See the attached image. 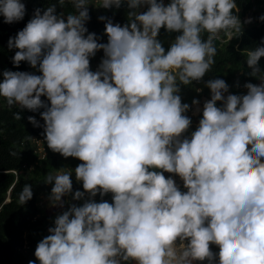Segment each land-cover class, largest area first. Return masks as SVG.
I'll list each match as a JSON object with an SVG mask.
<instances>
[{
	"label": "clouds",
	"instance_id": "obj_1",
	"mask_svg": "<svg viewBox=\"0 0 264 264\" xmlns=\"http://www.w3.org/2000/svg\"><path fill=\"white\" fill-rule=\"evenodd\" d=\"M99 1L105 10L128 8L123 25L99 17L106 43L86 26L90 0H58L75 11L35 9L8 41L13 65L36 71H0V98L19 106L15 118L38 113L40 120L27 119L43 129L48 149L81 162L45 177L49 205L63 211L38 242L36 260L264 264V46L246 53L254 84L241 73L231 86L204 81L215 41L223 33L221 43L230 46L242 34L237 0ZM26 13L25 0H0L2 23L23 21ZM247 18L252 23V11ZM162 29L177 34L166 46ZM239 46L240 38L233 49ZM200 82L211 95L190 132L188 113L201 112L200 100L185 103L181 86ZM73 174L83 191L74 190ZM32 198L25 184L21 204Z\"/></svg>",
	"mask_w": 264,
	"mask_h": 264
},
{
	"label": "trees",
	"instance_id": "obj_2",
	"mask_svg": "<svg viewBox=\"0 0 264 264\" xmlns=\"http://www.w3.org/2000/svg\"><path fill=\"white\" fill-rule=\"evenodd\" d=\"M165 1L168 2V0ZM25 3L27 13L23 21L6 24L2 23V18H0V63L4 66V70L36 71L26 62H22L20 67L16 68L12 63L15 51L8 49L9 38L14 37L26 26L35 9L44 10L55 4L58 13L63 12L67 15L75 11L70 4L66 3L61 6L58 0H25ZM99 4L100 1L94 3V0H90L91 19L86 26L90 32L102 37V42L106 43L105 23L100 21L99 17L106 16L111 18L114 23L123 25L128 23V8L127 5H124L120 9L105 10L98 8ZM237 5L240 9L238 16L243 25L242 34L236 37L230 46L221 43L220 39L225 37L223 33L220 39L215 41L217 48L215 64L204 78L205 82L209 79L220 78L231 86L230 79L241 73L242 78L251 80V83L254 84L253 79L255 78L250 75L251 69L246 64V53L247 50L257 46H264L262 43L264 42V20L261 19L264 17V0H237ZM248 11H252L253 21L249 26H246L244 16ZM176 35V33L169 34L162 29L159 38L171 43ZM204 35L206 38L207 33ZM239 38L240 46L236 51L233 49V45ZM96 56L102 59L103 53L99 52ZM93 60L94 58L91 62ZM262 60L259 62V66L264 74V58ZM197 88H202L207 96L211 95L210 90L204 87V82L194 83L182 90L187 94L183 99L185 103L191 104L193 99H197L193 97ZM231 92L238 94V91L235 90ZM188 93L193 94L188 95ZM18 111H20L19 106H9L6 99L0 98V264H29V261L39 264L34 255L36 246L43 237L49 234L48 229L53 226L54 218L57 215L55 210L58 209L44 210L38 204L40 197L49 195L51 192L52 186L44 183L45 177L49 172L54 173L60 168L75 169L80 162L75 158L65 159L60 154L48 149L41 134L43 129L33 127L27 119L34 115L37 120H40L38 113L24 110L21 112L22 118L16 119L15 114ZM40 122L43 124L42 120ZM195 129L196 127L192 126L190 132ZM41 146L43 147V157L38 151ZM72 179L74 190L83 191L82 184L76 183L74 174ZM25 184L32 186L33 198L22 205L19 197ZM7 197L9 201H5ZM66 200L70 201L71 197H66ZM76 203L79 204L82 201ZM212 249L215 252L219 251L214 245Z\"/></svg>",
	"mask_w": 264,
	"mask_h": 264
},
{
	"label": "rangeland",
	"instance_id": "obj_3",
	"mask_svg": "<svg viewBox=\"0 0 264 264\" xmlns=\"http://www.w3.org/2000/svg\"><path fill=\"white\" fill-rule=\"evenodd\" d=\"M142 10H145V9H142ZM248 20H251V18H247V20H246V23L247 24H251V23H248L247 21ZM162 41V40H161ZM163 43H164V46H166V41L164 40L163 41ZM169 46H170V44H169ZM168 46V47H169ZM100 61H101V59H99L98 57H94V60H93V62H91V67H93V68H97L98 67V65L100 64ZM4 70V67H3V65H2V63H0V71H3ZM259 83H261V81L260 80H258V82L256 83V84H259ZM182 87V90L183 89H186L187 88V86H181ZM244 91H245V89H244ZM190 94H193V93H188V95H190ZM181 95H182V98L183 99H185L186 98V96H187V94L185 93V92H181ZM195 96H193L194 98H197V99H199L200 100V109H201V112L200 113H197L196 112V108L195 107H193V109H192V111H190L189 113H188V115L192 118V121H193V124H192V126H195V127H197L198 126V123H199V119L202 117V107H203V103L207 100V99H210L209 98V96H207V95H203L202 93H198L196 90H195V94H194ZM198 119V120H197ZM42 149H43V147L41 146V147H39L38 148V151L40 152V151H42ZM71 161H73V160H71ZM79 161V160H78ZM80 162V161H79ZM67 163V162H66ZM81 163V162H80ZM165 175H169V174H165ZM73 178V177H72ZM176 180H177V183H179V184H181V186H182V181H180V179H179V177H176ZM48 196L49 195H46V196H42V197H40V200H39V202H38V204H39V206H40V208H42V209H44V210H49V209H52L53 207H51L50 205H49V201H48ZM66 199V198H65ZM97 199V201L100 199V197H97L96 198ZM61 211H63L62 209H56L55 210V213L56 214H59Z\"/></svg>",
	"mask_w": 264,
	"mask_h": 264
},
{
	"label": "water",
	"instance_id": "obj_4",
	"mask_svg": "<svg viewBox=\"0 0 264 264\" xmlns=\"http://www.w3.org/2000/svg\"><path fill=\"white\" fill-rule=\"evenodd\" d=\"M9 200V198L7 199V201Z\"/></svg>",
	"mask_w": 264,
	"mask_h": 264
},
{
	"label": "crops",
	"instance_id": "obj_5",
	"mask_svg": "<svg viewBox=\"0 0 264 264\" xmlns=\"http://www.w3.org/2000/svg\"><path fill=\"white\" fill-rule=\"evenodd\" d=\"M182 187V186H181Z\"/></svg>",
	"mask_w": 264,
	"mask_h": 264
}]
</instances>
